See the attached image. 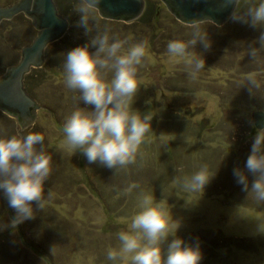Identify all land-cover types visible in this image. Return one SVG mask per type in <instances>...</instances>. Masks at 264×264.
<instances>
[{"label":"rangeland","instance_id":"1","mask_svg":"<svg viewBox=\"0 0 264 264\" xmlns=\"http://www.w3.org/2000/svg\"><path fill=\"white\" fill-rule=\"evenodd\" d=\"M16 1L0 0V6ZM143 1L155 12L146 24L138 18L98 22V27L107 26L110 34L125 40L124 48L145 42L133 108L154 116L134 162L108 169L89 164L80 152L59 147L66 118L76 109L92 107L64 84V53L74 41H87L93 35L85 36L83 29L70 25L57 44L45 49L51 60L45 73L32 72L28 95L38 110L33 124L20 132L44 136V150L52 158L44 193L51 195L44 210L31 202L34 218L15 227L11 221L16 212L0 195V264H113L106 258L107 250L118 248L116 233L126 229L124 221L137 210L141 192L165 203L172 219L179 222L177 237L199 245V264H264V233L257 231L256 219L264 218V202L242 190L233 176V168L244 170L250 190L253 177L244 165L258 131L252 114L264 112V52L252 60L246 50L259 46L253 41L261 29L234 21L232 15L221 26L205 25L211 47L204 49L197 43L191 49L205 61L204 69L192 78L182 60L169 62L166 51L169 40L189 39L190 29L159 0ZM61 3L78 21L75 1ZM249 3L239 0L237 9L243 11ZM35 35L31 21L22 14L0 23V76L18 62L21 48ZM249 74L255 77L254 87L247 83ZM18 129L15 120L0 111V138L18 134ZM204 164L217 172L203 192L180 187L183 177ZM132 184L137 187L126 191ZM166 247L167 242L162 252Z\"/></svg>","mask_w":264,"mask_h":264},{"label":"clouds","instance_id":"2","mask_svg":"<svg viewBox=\"0 0 264 264\" xmlns=\"http://www.w3.org/2000/svg\"><path fill=\"white\" fill-rule=\"evenodd\" d=\"M102 0H75L73 11L79 15L76 27L83 29L90 39L66 53L63 58V77L67 89L79 93V100L91 105V110L76 109L66 118L62 132L61 149L80 152L89 164L97 163L108 169L124 167L134 162L145 134L151 128L153 114L141 113L133 108L139 89L137 66L145 56V42L138 41L124 48L125 40L110 34L105 26L98 27L102 18ZM233 3V0H226ZM239 0H235L238 5ZM231 19L260 28L258 38L246 54L256 60L264 52V0H251L243 10L236 7ZM209 18L193 19L187 23L190 38L172 39L166 46L170 63L182 60L188 66V75L195 78L204 69L205 61L191 49L201 44L211 47L208 38ZM94 49V51H90ZM111 73L110 78H107ZM247 83L255 86V77L249 74ZM44 136L39 132L14 134L0 138V195L16 212L11 221L15 225L34 218L31 202L44 210L47 197L45 181L51 173V156L44 150ZM244 168L253 177L249 190L244 170L233 168L236 182L242 190L253 193L257 201L264 202V130L257 131L246 158ZM217 172V171H216ZM204 164L190 176L183 177L180 187L188 191H201L216 175ZM137 185L132 184L126 191ZM136 211L127 218L126 229L118 231L119 246L109 248L106 258L127 264H199V245H189L176 236L179 222L174 221L165 203L156 201L152 194L141 192L137 196ZM259 220L257 231L264 233V218ZM171 225V228H170ZM172 237L169 241L168 238ZM167 242L166 250L162 246Z\"/></svg>","mask_w":264,"mask_h":264},{"label":"water","instance_id":"3","mask_svg":"<svg viewBox=\"0 0 264 264\" xmlns=\"http://www.w3.org/2000/svg\"><path fill=\"white\" fill-rule=\"evenodd\" d=\"M170 15L181 24L193 19L208 17L209 23L223 25L235 7L226 0H159ZM102 18L109 21L130 22L136 20L144 9L143 0H102ZM22 14L31 21L36 35L32 42L21 48L18 62L0 76V111L15 120L18 132L31 126L35 120L37 103L27 94L24 78L31 69L44 64V51L48 45L65 34L68 22L57 13L53 0H17L13 5L0 6V23ZM256 130H264V112L252 114Z\"/></svg>","mask_w":264,"mask_h":264},{"label":"trees","instance_id":"4","mask_svg":"<svg viewBox=\"0 0 264 264\" xmlns=\"http://www.w3.org/2000/svg\"><path fill=\"white\" fill-rule=\"evenodd\" d=\"M72 2L75 1V0H56V6H57V10H58V13L60 15H62L63 17H65V19L67 20L68 22V26L72 25V26H75L76 25V20L73 19V16L70 12V8L68 6H64L61 2ZM155 16V12L153 13V9L151 6L149 5H144V9H143V12L141 13V15L138 17V20L141 21V23L143 24H146L147 22H149L153 17ZM70 33H73L71 29H68ZM71 30V31H70ZM61 40V39H60ZM86 41L85 40H77V43H75V41L73 43H71L70 47L68 48V50L76 47V46H79V45H82L84 44ZM53 44H57V42L53 43ZM51 60H50V57H49V52L45 50L44 52V64L41 68L39 69H31L29 74L25 76L24 78V87H25V91L27 92V94L31 95V90H32V87H33V82L34 80H32V72H38L43 74L45 73L46 69H48V66H50L51 64ZM37 70V71H35Z\"/></svg>","mask_w":264,"mask_h":264}]
</instances>
